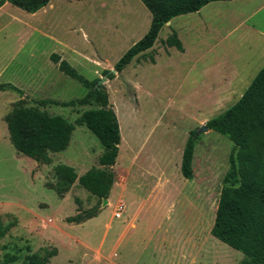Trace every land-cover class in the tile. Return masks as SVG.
<instances>
[{
    "label": "rangeland",
    "instance_id": "374dc122",
    "mask_svg": "<svg viewBox=\"0 0 264 264\" xmlns=\"http://www.w3.org/2000/svg\"><path fill=\"white\" fill-rule=\"evenodd\" d=\"M150 19L140 0H50L34 13L8 2L0 9V89L12 83L23 92L0 91L5 133L0 135V217L9 225L0 238V261L10 252L17 255L13 264H26L25 255L41 248L56 249L47 264H238L242 259L210 232L233 144L215 130L197 131L234 104L264 65V45L253 35V27L264 31V0L212 1L175 16L151 48L121 72L105 74L144 35ZM173 31L184 51L166 44ZM52 53L89 80L107 77L102 84L120 130L107 202L77 181L63 197L51 188L57 163L74 167L77 175L101 167L103 147L85 125H75L68 146L53 152L50 164L30 163L32 158L10 142L4 116L22 99L70 122L98 107L58 104L83 96L86 88L58 69ZM227 53L239 82L235 93L214 104L204 82L214 78L216 58L221 62ZM42 99L55 102L41 105ZM194 130L189 180L181 175L180 162ZM119 204L123 209L116 217ZM95 205V217L66 222Z\"/></svg>",
    "mask_w": 264,
    "mask_h": 264
},
{
    "label": "trees",
    "instance_id": "16d2710c",
    "mask_svg": "<svg viewBox=\"0 0 264 264\" xmlns=\"http://www.w3.org/2000/svg\"><path fill=\"white\" fill-rule=\"evenodd\" d=\"M151 14L150 23L144 35L134 42L115 62L113 69L121 72L137 55L151 48L160 29L173 17L198 11L205 4L218 0H140ZM34 13L46 6L50 0H0ZM165 42L183 51V45L175 31ZM50 59L58 69L80 83L86 92L83 96L61 105L98 104L96 108L82 111L73 122L62 115L49 114L36 106L24 104V99L16 102L5 114L10 141L14 148L40 164H50V152L64 150L71 139L75 125H85L99 140L103 150L98 157L101 167L92 166L77 175L74 167L57 163L52 167L56 182L51 188L63 197L70 187L77 184L85 188L98 200L107 199L115 181L113 165L118 155L120 143L119 123L108 93L103 84L96 86L99 78L89 80L81 75L67 60L57 53ZM153 60V58L151 57ZM105 74L112 77L109 69ZM2 90H22L12 83L2 85ZM50 99L40 100L41 105L54 103ZM208 129L225 135L232 142L229 166L223 177V185L215 210L211 234L243 254L238 264H264V65L251 80L240 98L230 107L209 118ZM197 141L195 130L191 132L183 147L180 172L185 179L193 178V154ZM99 213L97 205L78 210L66 217L68 223H82ZM0 217V238L8 230ZM56 254V249L41 248L24 257L26 264H47ZM17 255L5 252L0 264H13Z\"/></svg>",
    "mask_w": 264,
    "mask_h": 264
},
{
    "label": "crops",
    "instance_id": "0c3cea01",
    "mask_svg": "<svg viewBox=\"0 0 264 264\" xmlns=\"http://www.w3.org/2000/svg\"><path fill=\"white\" fill-rule=\"evenodd\" d=\"M8 2H5L2 6H0V9L5 6ZM169 25H171V20H169L167 22ZM177 34V33H176ZM253 35H256V38L258 40L261 41V45H264V31L263 30H258L256 28L253 27ZM178 36V35H177ZM179 38V37H178ZM257 44V42H256ZM255 46V44L253 45ZM229 50L232 49L230 45H228ZM263 49V54H264V48ZM185 50L184 46H183V51ZM230 53L227 54H222L221 55V62L219 59L216 58L217 60V65L215 64V67L217 68L216 73L214 78L205 81L204 83L207 84V87L209 88L210 94H211V100L214 104L219 103L220 99H223V97L226 95H230L235 93V89L238 85L239 82V75L238 72L234 71V66L232 63H230V60H228L229 57H231L229 55ZM244 54V53H243ZM226 58V59H224ZM239 59V57H237ZM242 60V59H241ZM214 61V60H213ZM262 68V67H261ZM260 68V69H261ZM259 69V70H260ZM258 70V71H259ZM257 71V72H258ZM256 72V74H257ZM255 74V75H256ZM254 75V76H255ZM253 76V78H254ZM252 78V79H253ZM251 82V81H250ZM250 84V83H249ZM248 84V85H249ZM247 85V87H248ZM246 87V88H247ZM245 88V89H246ZM0 91H5V90H1ZM245 91V90H244ZM213 95V97H212ZM242 95V94H241ZM240 95V96H241ZM240 98V97H239ZM208 120V119H207ZM7 126V125H6ZM8 130V129H7ZM9 134V133H8ZM0 135L5 136L4 133V128L2 126H0ZM10 139V138H9ZM11 142V141H10ZM12 144V142H11ZM13 145V144H12ZM18 152V151H17ZM20 153V152H19ZM52 154L53 152H50V157L52 159ZM30 163L36 162L34 159H28ZM43 164H40L38 162H36V166H41ZM85 222V221H84ZM83 223V222H82Z\"/></svg>",
    "mask_w": 264,
    "mask_h": 264
},
{
    "label": "water",
    "instance_id": "95a60500",
    "mask_svg": "<svg viewBox=\"0 0 264 264\" xmlns=\"http://www.w3.org/2000/svg\"><path fill=\"white\" fill-rule=\"evenodd\" d=\"M110 72L115 73L117 72L115 69H110ZM105 80H107V77H101L100 79H98V81L96 82V86L101 85ZM208 128L206 127L205 124L201 125L197 131V134L202 132V131H206ZM104 202H107V199H103Z\"/></svg>",
    "mask_w": 264,
    "mask_h": 264
},
{
    "label": "built area",
    "instance_id": "2783aa9c",
    "mask_svg": "<svg viewBox=\"0 0 264 264\" xmlns=\"http://www.w3.org/2000/svg\"><path fill=\"white\" fill-rule=\"evenodd\" d=\"M122 209H123V205L122 204H119L115 210V216L116 217H120L121 215V212H122Z\"/></svg>",
    "mask_w": 264,
    "mask_h": 264
}]
</instances>
